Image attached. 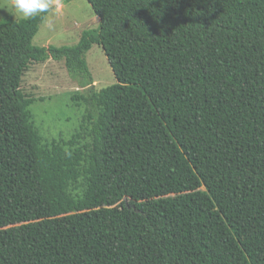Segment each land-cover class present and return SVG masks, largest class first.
Listing matches in <instances>:
<instances>
[{
    "label": "trees",
    "instance_id": "1",
    "mask_svg": "<svg viewBox=\"0 0 264 264\" xmlns=\"http://www.w3.org/2000/svg\"><path fill=\"white\" fill-rule=\"evenodd\" d=\"M86 1L72 47L32 45L47 13L0 18V264H264V0ZM47 60L86 144L32 122L21 80Z\"/></svg>",
    "mask_w": 264,
    "mask_h": 264
},
{
    "label": "rangeland",
    "instance_id": "2",
    "mask_svg": "<svg viewBox=\"0 0 264 264\" xmlns=\"http://www.w3.org/2000/svg\"><path fill=\"white\" fill-rule=\"evenodd\" d=\"M55 5L47 12L32 40L35 47H72L77 44L84 30L95 29L98 18L86 0H60L59 13ZM0 18L17 21L24 18L17 12L13 0H0ZM85 60L92 76L94 89L115 83L102 49L93 45ZM21 90L35 102L30 106L32 122L42 143L68 140L80 133V145L89 142L83 129V106L72 97L81 89L70 79L62 62L47 60L33 63L24 73Z\"/></svg>",
    "mask_w": 264,
    "mask_h": 264
},
{
    "label": "clouds",
    "instance_id": "3",
    "mask_svg": "<svg viewBox=\"0 0 264 264\" xmlns=\"http://www.w3.org/2000/svg\"><path fill=\"white\" fill-rule=\"evenodd\" d=\"M60 0H13L15 9L24 18H31L39 13H47L55 5V13H59Z\"/></svg>",
    "mask_w": 264,
    "mask_h": 264
}]
</instances>
